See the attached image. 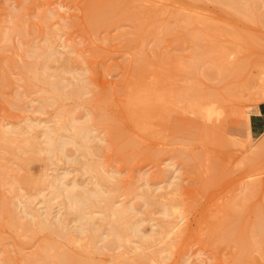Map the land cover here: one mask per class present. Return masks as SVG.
Returning a JSON list of instances; mask_svg holds the SVG:
<instances>
[{
	"label": "rangeland",
	"instance_id": "374dc122",
	"mask_svg": "<svg viewBox=\"0 0 264 264\" xmlns=\"http://www.w3.org/2000/svg\"><path fill=\"white\" fill-rule=\"evenodd\" d=\"M94 2L0 0V131L13 128L17 135L23 134V140L35 136L43 148L42 129L62 125L64 116L73 112L78 124L93 118L88 124L94 134H90L91 155L76 152V147L69 145L66 159L61 154L48 158L40 148L26 152L28 155L18 149L14 153L20 145L9 149L0 138V208L7 213L0 215V264H30L32 260L34 264H45L46 259L58 260L56 256L65 253L76 260L72 264H264V244L253 236L258 225L264 223V146L260 145V137L247 135L242 114L252 116L264 104L259 101L264 96V0L255 2L257 12L248 18L220 1L181 0L182 4H173L172 0H122L129 19L95 31L89 23V9ZM180 7L183 14H193L199 21L190 25L180 20ZM137 19L144 21L141 28ZM207 26L211 28L209 36L204 35ZM238 33L244 41L236 39ZM50 46L62 59L57 65H46V57H37ZM199 46L208 49L206 53L201 54ZM210 48L218 55L229 56L228 66H240L234 70L237 73H228L225 79L217 73L208 76L216 68L212 59L216 54ZM161 55L163 59L159 60ZM76 57L80 64L73 59ZM71 58L69 67L65 62ZM31 64H39V73L48 68L46 76L62 82L65 92L81 87L82 94L52 104L48 100L52 96L50 87L35 81L33 74L25 70ZM133 90L138 96L141 91L138 98L149 100L146 108L138 107L140 115L138 109H128ZM192 102L198 104L197 109L190 107ZM135 116H139L136 123L131 119ZM104 118L111 121V127L102 122ZM37 124L40 128H33ZM70 127L68 124L67 133H72ZM14 135L10 137L21 139ZM32 154L38 159L25 170L23 158ZM76 157L79 164L72 165ZM88 161L99 164V171L108 180L102 186L113 196L115 207L133 206L135 211L129 218L139 222L141 236L130 234L134 238L129 236V243H113L106 250L100 247L104 241L99 240L96 245L101 251H95L88 237L79 232L68 241L47 231L32 236L19 225H9L11 213L20 222H27L26 201L34 210L44 212L46 200L52 199V179L60 177L70 183L67 187L77 183L95 189L94 175L82 167ZM27 178L34 179L32 186L25 183ZM130 189L135 192L130 193ZM64 201L59 198L51 202L52 220L60 218L76 231L78 225L73 216L67 215ZM105 205L85 208L99 220L105 215ZM164 209L181 211L183 236L170 249L169 240L152 243V247L158 245L153 247L155 251L151 244L141 247L146 242L143 236L160 231L165 223L175 226L181 221L178 216L166 218ZM110 213L106 211L107 223L99 220L98 226L104 225L101 233L111 228ZM82 226L88 228L87 221ZM244 236H253V243L240 242ZM107 239L110 242L115 237ZM162 248L167 249L161 253Z\"/></svg>",
	"mask_w": 264,
	"mask_h": 264
},
{
	"label": "bare ground",
	"instance_id": "6f19581e",
	"mask_svg": "<svg viewBox=\"0 0 264 264\" xmlns=\"http://www.w3.org/2000/svg\"><path fill=\"white\" fill-rule=\"evenodd\" d=\"M173 1V4L174 3H181L180 1L181 0H172ZM213 1H220L221 2V4H222V2L225 4V5H228L229 7L231 6L233 9H235L236 11H238L239 13H241L242 14V16H246L247 18L249 17V15H254L255 13V11H256V7L255 6H257V5H255V2L256 1H259V0H213ZM183 3V2H182ZM181 3V4H182ZM263 3V2H262ZM181 4H179V5H181ZM256 4H257V2H256ZM259 5H260V3H259ZM181 6H183V5H181ZM227 6V7H228ZM88 7V6H87ZM126 7V6H125ZM59 8H61V7H59ZM264 8V7H263ZM182 9H183V7H180L178 10H177V17L178 18H180V20H182L183 22H187V23H189L190 25H193V24H195V23H197L199 20L193 15H187V14H183V12H182ZM232 9V10H233ZM128 10V9H127ZM126 10V8H124V6H123V2H122V0H95V2L93 3V5L90 7V9H89V12H90V16H91V18H90V24H91V28L95 31V30H98L99 28H102V27H108V26H110V25H112L113 23H115L116 21H118V20H120V19H125V18H128V16H127V11ZM190 11V10H189ZM235 11V12H236ZM257 12V11H256ZM258 12H259V9H258ZM263 12V11H262ZM57 14V13H56ZM240 15V14H239ZM242 16H241V18H242ZM262 16H263V14H262ZM23 18V17H22ZM134 17H131V19H133ZM253 18V17H252ZM255 18V17H254ZM129 19V18H128ZM22 20V19H21ZM23 22V21H22ZM143 20L142 19H137V24H138V27L139 28H141L142 26H143ZM19 27V26H18ZM22 27V26H21ZM209 31H211V28H210V26H207L206 27V31L204 32V35L205 36H209V34H208V32ZM17 34V33H16ZM239 34V33H238ZM234 35V36H236V39L237 38H242L243 39V41H244V39L245 38H243V36L242 35ZM10 35V34H9ZM20 35H21V32H20ZM242 36V37H241ZM9 37V36H8ZM12 38V37H11ZM180 40H181V38H180ZM247 40V39H246ZM245 40V41H246ZM49 46V45H48ZM39 49V48H38ZM40 49H42V48H40ZM22 50V49H21ZM27 50H28V48H27ZM55 50V49H54ZM199 50H200V53L202 54V52H204V53H206V51H204V50H208V49H206L205 47H202V46H199ZM33 51V50H32ZM41 51V50H40ZM43 51V53L42 54H39V55H37V57L39 58L40 56H44V57H46L47 58V61L49 62H47L46 63V65L47 64H50V63H53V64H55V65H57L56 63H59V61L60 60H62V59H60V57L58 56V54L56 53V52H54L53 50H51V46H50V48H45V49H43L42 50ZM210 51L213 53V54H216V55H214L213 56V62L215 63V67L216 68H214V70H210L209 71V74H208V76H212V77H214V74H222V76L224 77V79L227 77L228 78V76L227 75H229V74H231V73H233V71L235 70V69H237V68H239L240 66H234V67H230V66H228V60L229 59H227V57H229V56H227V57H224L225 55H221V53H220V55H218V53L216 52V50H213L212 48H210ZM209 51V52H210ZM218 51V50H217ZM33 53H34V51H33ZM33 53H31V54H33ZM35 53L37 54L38 52H36L35 51ZM77 53V52H76ZM75 53V54H76ZM78 54V53H77ZM224 54V53H223ZM61 56V55H60ZM37 57H36V60H37ZM80 57V56H79ZM159 57V56H158ZM163 56L161 55V57H159V60H161L160 58H162ZM46 58H44V60L46 59ZM61 58H64V57H61ZM66 58V57H65ZM40 59V58H39ZM70 59V58H69ZM73 59H77L78 60V63L80 64L81 63V61H79V58H73ZM163 59V58H162ZM67 61L65 62L67 65H69L70 63H71V61H72V58H71V60H68V59H66ZM76 60V61H77ZM46 61V60H45ZM44 61V62H45ZM163 61V60H162ZM166 60H164V62H165ZM70 62V63H69ZM212 62V63H213ZM33 63H37V62H33ZM39 63V62H38ZM166 63V62H165ZM213 63V64H214ZM45 64V63H44ZM64 64V63H63ZM76 64V63H75ZM74 64V60H73V66L75 65ZM39 65V64H38ZM37 64H31V65H29V66H27L26 67V71H29L30 73H32L33 74V78L35 79V81H37L38 83L40 82V83H42V84H45V85H48L49 87H50V92L52 93V96H51V98L50 99H48V100H50V101H52L51 103L52 104H56V103H59L60 101L61 102H63V101H65V100H70V99H72V98H78L81 94H82V92H83V88H81V87H77V88H72L70 91H68V92H65V86L62 84V82H60V81H52V80H50V78L49 77H47L46 76V74H45V70H48V68H45L44 69V71L43 72H41V73H39V72H37L36 71V68H37V66H38ZM41 65H43V64H41ZM67 65H60L61 67H63V66H67ZM72 66V67H73ZM76 66V65H75ZM144 67H145V65H143ZM143 66H140L141 68H142V70H144L143 69ZM69 67H71L70 65H69ZM24 68V67H23ZM50 68V67H49ZM148 68V67H147ZM146 69V68H145ZM211 69V68H210ZM67 71V70H66ZM70 71V70H69ZM138 71V70H137ZM145 71V70H144ZM144 71H142L143 73H144ZM147 71V70H146ZM145 71V72H146ZM139 73V72H138ZM229 73V74H228ZM235 73H237V72H235L234 71V74ZM240 73V72H239ZM216 74V75H217ZM142 75V74H141ZM144 75V74H143ZM150 75V74H149ZM159 75H160V73H159ZM166 75V74H165ZM215 75V76H216ZM241 75V74H240ZM138 76V75H137ZM139 77H140V75H139ZM147 77V76H146ZM151 77V76H150ZM153 77V76H152ZM157 77H159V76H157ZM166 77V76H165ZM230 77V76H229ZM154 78V77H153ZM159 78H161V77H159ZM159 78H157V80L159 79ZM167 78V77H166ZM135 79V78H134ZM144 79V78H143ZM163 80H165L164 78H162ZM34 81V80H33ZM139 81V80H138ZM135 82V81H134ZM141 82H143V81H141ZM158 82V81H157ZM136 83V82H135ZM159 83H160V79H159ZM158 83V84H159ZM146 85V84H145ZM136 86V85H135ZM67 87V86H66ZM68 87H69V85H68ZM72 87H75V86H72ZM150 87V86H149ZM142 88V87H141ZM146 89H147V87H145ZM153 88V87H152ZM155 89V88H154ZM134 90H137V88L135 89L134 88ZM133 90V92L129 95V101H128V104H130V106H129V110L131 111V110H137L138 112H139V115H140V109L138 108V107H147V105H149L147 102L149 101L148 99V101H146L145 100V98H138L139 96H140V93H141V91H140V93H139V96L136 94V92ZM142 90V89H141ZM144 90V89H143ZM264 90V89H263ZM262 90V91H263ZM139 91V90H138ZM146 91H148V90H146ZM148 92H150V91H148ZM153 92V91H152ZM143 93V92H142ZM168 93V92H167ZM144 94H145V92H144ZM144 94H142V95H144ZM158 94H160V93H157V95ZM147 95H149V93L147 94ZM146 95V96H147ZM152 95V94H151ZM161 95V94H160ZM170 94H168L167 95V97L169 96ZM175 95H177V94H175ZM175 95H173V97L175 96ZM181 95H182V93H181ZM188 95V94H187ZM163 96V95H162ZM170 96H172V95H170ZM158 97V96H157ZM185 97V96H184ZM18 98H20L19 96H18ZM148 98V97H147ZM152 98V97H151ZM150 98V99H151ZM154 98V97H153ZM163 98H166L165 96H163ZM175 98H177V97H175ZM178 98H180V97H178ZM189 98V97H188ZM21 99V98H20ZM20 99H18V100H20ZM171 99V97H169L168 98V100H170ZM182 99H184V98H182ZM181 99V100H182ZM185 99H187V97L185 98ZM194 99V98H193ZM144 100H145V102L147 103V104H145V102H144ZM172 100V99H171ZM170 100V101H171ZM178 100V99H177ZM159 101V100H158ZM158 101H157V103H158ZM163 101V100H162ZM166 101L167 100H165V105L167 104L166 103ZM173 101V100H172ZM194 101V100H193ZM198 100L196 99V101L195 102H197ZM260 102H264V96L262 97L261 96V98H260V100H259ZM17 103H18V101H16ZM20 102V101H19ZM154 102H155V100H154ZM164 102V101H163ZM168 102V101H167ZM177 101L175 100V103H176ZM139 103V104H138ZM141 103V104H140ZM143 103V104H142ZM156 103V102H155ZM160 103H162V102H160ZM160 103H158V104H160ZM171 103V102H170ZM181 103V102H180ZM198 103V102H197ZM185 104V103H184ZM184 104H183V106H184ZM188 104V103H187ZM164 104H162V106H163ZM169 105V104H168ZM200 105V104H199ZM45 106V105H44ZM171 106V105H170ZM169 106V107H170ZM200 106H202V105H200ZM145 107V108H146ZM149 107V106H148ZM155 107V106H154ZM190 107H192V108H194V109H197V107H198V104H193V102H192V105H190ZM43 108V107H42ZM159 108V107H158ZM164 108H165V106H164ZM41 109V108H40ZM162 109V108H161ZM160 109V110H161ZM42 110V109H41ZM142 110V109H141ZM144 110V109H143ZM149 110H150V108H149ZM165 110V109H164ZM202 110V109H201ZM213 110V109H212ZM211 110V111H212ZM63 111V110H62ZM151 111V110H150ZM150 111H148V112H150ZM205 110H203V111H201V112H204ZM142 112V111H141ZM198 112V111H197ZM208 113H209V111H207ZM64 113H66V112H64ZM143 113H146V111L144 110L143 111ZM143 113H141L142 114V116H144L143 115ZM194 113H196V112H194ZM207 113V114H208ZM213 113V112H212ZM215 113V112H214ZM72 114V115H71ZM89 114V113H88ZM200 114V113H199ZM205 114H206V112H205ZM242 114L244 115V118H243V115H242V118L243 119H245V132L247 133V135L249 136V137H251L252 136V133H251V129H250V114H248L247 112H242ZM67 115V116H66ZM64 117H65V119H63V120H65V122H63L62 123V125H60V126H58L57 125V127H52V126H50V125H46L45 127H44V129H42V130H44V132H43V135H44V139H45V143L43 144V145H45L43 148H41V146L39 145V143L37 142V138L35 137H31L30 139H26V140H23L20 136L21 135H23V134H19V135H17L18 133H17V131H12V129H11V131H8V132H5V131H0V138L4 141H6V145H7V147H9V149L11 148V147H13L14 145H16V144H18V145H20V147H18V146H16V149H14L13 150V152L14 153H17L16 151H17V149H18V151H20V152H22V153H26V152H30V151H34V150H38V148H40V153H41V151L42 152H45L48 156V158H53V157H55V156H57V155H59V154H61V156L63 157V158H69V156L67 155V152H66V149H67V146H69V145H72V146H74V147H76V152H79V153H83V151H85L86 153H89L90 154V151H91V149L93 148V146L92 147H90L89 145H90V143H92L91 141H92V138L90 137V134H91V132H92V134H93V129L91 130V128H90V126H89V124L88 123H91L92 121H93V118H92V121L90 122V120H89V122L88 121H86V122H84V123H81V124H78V122H77V118L75 119L73 116V112L71 113V112H69L68 114H66ZM131 115V114H130ZM211 115V114H210ZM218 115V114H217ZM220 115V114H219ZM90 116V115H89ZM162 116V115H161ZM208 116H209V114H208ZM63 117V118H64ZM67 117V118H66ZM88 117V116H87ZM100 117V116H99ZM147 117H148V113H147ZM205 117H207V116H205ZM136 118H139V116L137 117V116H135V117H131V119L134 121V123H136V121H135V119ZM150 119V118H149ZM139 121V120H138ZM102 122L104 123V124H107V126L109 125L110 127H111V125L109 124V122L111 123V121L110 120H108V118L107 119H103L102 120ZM140 123V122H139ZM144 123V122H143ZM143 123H141V125L143 124ZM68 124H71V126H72V128L70 127L69 129H71L70 130V132L72 131V133H67L68 131ZM102 124V123H101ZM139 125V124H138ZM40 125H34V127L33 128H40L39 127ZM56 126V125H55ZM108 126V127H109ZM32 127V126H31ZM5 128H6V126H5ZM10 128V127H9ZM7 130V129H6ZM20 132V131H19ZM30 133V132H29ZM14 134H16L18 137H20L21 139H19V138H12V137H10L11 135L13 136ZM91 134V136H94V134L92 135ZM120 134V133H119ZM121 135V134H120ZM15 136V135H14ZM27 136V135H26ZM28 137V136H27ZM26 137V138H27ZM30 137V136H29ZM38 137H39V135H38ZM95 137H96V135H95ZM23 138H25V137H23ZM121 138V137H120ZM260 145L261 146H264V134L262 135V136H260ZM96 140H97V138H96ZM100 140V139H99ZM44 142V141H43ZM126 143V142H125ZM41 144V143H40ZM124 144V143H123ZM3 145H5V144H3ZM94 145V144H93ZM131 145V144H130ZM134 145V144H133ZM40 146V147H39ZM122 146V145H121ZM15 147V146H14ZM96 147V146H95ZM94 147V148H95ZM97 148V147H96ZM12 149V148H11ZM99 149H100V147H99ZM36 150V151H37ZM69 150V149H68ZM2 151V150H1ZM36 151H35V153H36ZM101 151V150H100ZM99 151V152H100ZM8 152V151H7ZM11 152V151H10ZM20 152H18L19 153V156H20ZM70 152V151H69ZM68 152V153H69ZM21 153V154H22ZM31 153V152H30ZM34 153V152H33ZM81 153V154H82ZM1 154V153H0ZM9 154V153H8ZM27 154V153H26ZM39 154V153H38ZM28 155V154H27ZM91 155V154H90ZM92 155L94 156V154L92 153ZM25 156V155H24ZM15 157V156H14ZM1 158V157H0ZM65 158V159H66ZM77 159H74L73 161H72V165L73 164H79V162H78V157H76ZM4 159V158H3ZM19 159V158H18ZM38 158H37V156L36 155H34V154H32L31 156L29 155V157H26V159H24L23 158V162H22V164H23V168L25 169V168H27V167H29V165L31 164V163H33L34 161H36ZM52 160V159H51ZM21 161V160H20ZM71 165V166H72ZM9 167V166H8ZM83 169L86 171V173H88V174H91L92 176H93V179H95L96 181L94 182V184H95V189L93 188H91V189H89L87 186H81V185H78L77 183H74L72 186H68L67 187V184H70V183H65V182H63L62 181V179H60V177L59 178H55L54 180L52 179V183H51V187H52V189H53V191L51 192V194H50V197H52V199H49V197H48V200H46V202H45V210H44V212H42V211H40V210H34L35 208L32 206L31 207V204H29V205H27V201H26V213L23 211V214L25 213V215H27L29 218H30V220H28L27 219V222H25V223H23L22 221L20 222V220H19V218H17L16 217V214L15 213H11V223L12 224H9V225H11V226H13V227H15V226H17V225H19L20 227H21V229L22 230H25L24 232H26V233H30V235H32V236H35V235H37V234H39V233H41V232H45V231H47V232H50V234H53V236L54 235H56V236H58V237H60L59 239H66V240H68V241H72L73 240V234H74V232H79V233H81L82 235H86L87 237H88V239H89V241H90V244L92 245V247L94 248V246H95V251H101V250H99V248L97 247V242L99 241V240H101V241H104L103 243H104V245H101L100 247H103V246H105V248H104V250H106V247H111V245L113 244V243H121V242H126V243H129L130 242V240L128 239L129 238V236L131 237L132 236V238H134L133 236L135 235L136 237L137 236H141L140 234L142 233V231H141V229H140V227L137 225V224H139V222L138 223H133L132 221H131V218H129V216H131V214L132 213H134V211H135V209L133 208V206L131 207L130 205H127V206H129V207H126V206H120V207H115V205L113 204V196H109L108 194H107V192L106 191H104V186H102V185H106L107 184V181L105 180V177L102 175V173L99 171V164H97V163H95V162H92V161H88V162H86L83 166ZM26 170V169H25ZM100 170H102V168L100 169ZM8 172V171H7ZM106 172V171H105ZM1 173V172H0ZM41 178L42 177H40V181H41ZM3 179V178H2ZM6 179V178H5ZM22 179H23V177H22ZM21 179V180H22ZM25 179V178H24ZM45 179H47V178H45ZM93 179H91V180H93ZM12 180H13V178H12ZM19 180V179H18ZM32 180V178L29 180L28 178H27V180H26V182L25 183H28V185H31L32 186V183H33V180ZM39 180V179H38ZM44 180V179H43ZM11 181V180H10ZM49 180H47V182H48ZM103 181H106V184H102V182ZM1 182V181H0ZM4 182V181H3ZM23 182V181H22ZM37 182V181H36ZM35 181H34V183H36ZM44 182V184H46L45 183V181H42V183ZM67 182V181H66ZM91 182V181H90ZM110 182V181H109ZM4 183H6V182H4ZM24 183V184H25ZM39 183V184H38ZM38 183H36V184H38V185H40V183L41 182H38ZM93 183V182H92ZM148 184H149V182H147ZM8 184V183H7ZM50 184V183H49ZM48 184V185H49ZM93 184V185H94ZM116 184V183H115ZM114 184V185H115ZM15 185V184H14ZM90 185H92L91 183H90ZM109 185V184H108ZM111 185H113V184H111ZM119 185V184H118ZM172 185H173V183H172ZM43 186V185H42ZM47 186V185H46ZM50 186V185H49ZM117 186V185H116ZM39 187V186H38ZM48 187V186H47ZM176 187V186H175ZM31 188V187H30ZM33 188V187H32ZM117 188H118V186H117ZM151 188V187H150ZM178 187H176V189H177ZM34 189H35V187H34ZM38 189V188H37ZM115 189H116V187H115ZM131 191H130V193H132V190L133 189H130ZM151 190V189H150ZM174 190V189H173ZM134 191V190H133ZM135 192V191H134ZM150 192H152V191H150ZM173 192H176V191H173ZM168 193V192H167ZM152 194V193H151ZM156 194V193H155ZM166 194V193H165ZM169 194H170V192H169ZM154 195V194H153ZM48 196V195H47ZM161 196V195H160ZM154 197H156V196H154ZM61 199V198H64V205H65V210H66V213H67V215H69V216H73V218H74V220L76 221V225H78L77 227H76V231H73V230H71L70 228H68L67 226H66V224H65V221L64 220H62V219H57V221H55V222H53V220H52V218H53V214H52V211H53V209H52V206L53 205H51V202H53V199L55 200V199ZM148 198V197H147ZM158 198V197H157ZM157 198H155L156 200H157ZM45 199H47V198H45ZM144 199H146V198H144ZM29 201H30V199H29ZM32 201V200H31ZM146 201V200H145ZM154 202H155V200H154ZM32 203V202H31ZM102 204V203H105L106 205L104 206V210H103V212H105V215L101 218V219H99V220H101L102 221V223H107L106 221H107V217H108V214L106 215V211H108L109 210V212H111L110 213V216L111 217H113V222H112V224H110L111 225V228H110V230L108 231V233H101V229L103 228V226L104 225H102V226H98V224H99V220H98V218H96V216H94V213H88V211L86 210V208L85 207H91L92 209H98L99 207L97 206L98 204ZM147 203V202H146ZM151 203V202H150ZM2 204H4V203H2ZM125 204V203H124ZM123 204V205H124ZM63 205V206H64ZM153 205V204H152ZM34 208V209H33ZM167 208V207H166ZM169 209V208H168ZM179 209V208H178ZM165 210H167V209H164V213H165V217L166 218H171L172 216L173 217H175V216H178V218L179 217H181L182 218V213H181V211H178L177 209H175V210H172V213L170 212V211H167V212H165ZM179 210H181V209H179ZM6 210H2L1 208H0V215H5V214H7L6 212H5ZM7 211H9V210H7ZM13 212H15V211H13ZM10 214V213H9ZM170 216V217H167V216ZM4 217V216H3ZM232 217V216H231ZM1 219V218H0ZM171 220V219H170ZM234 220V219H233ZM232 220V221H233ZM85 221H87V225H88V228H86V229H84L83 228V226H82V223L83 222H85ZM180 221V220H179ZM1 222V221H0ZM2 222H4V221H2ZM166 222H168V221H166ZM184 222V219L182 218L181 219V221L179 222V223H177V225H175V226H172L173 224L171 223V222H169V223H165L163 226H162V229L160 230V231H158V232H155V231H152L153 233H152V235H150V236H143L142 237V240H146V242H145V244H142V246L141 247H143V246H147L148 244H151V247H152V243H156V242H158L159 244L161 243L162 244V242H166L167 240H169V243L167 244L168 245V247L167 248H169L170 246L171 247H173L172 245L174 244L175 245V243L180 239V237H182L183 235L182 234H184V232L185 231H183V229H182V223ZM101 223V222H100ZM175 223V222H174ZM233 223V222H232ZM263 223V222H262ZM178 224H181V227L178 225ZM234 224V223H233ZM259 224V223H258ZM264 224V223H263ZM263 224H260V225H258V228H256L255 229V232H254V230H253V232H254V234H253V236L254 237H257V238H261L262 240H261V243H262V246H263V244H264V226H263ZM8 225V224H7ZM223 225V224H222ZM228 226V225H227ZM232 226V225H231ZM230 226V227H231ZM223 227V226H222ZM226 228V227H225ZM18 229V228H17ZM230 230V229H229ZM228 230V231H229ZM223 231V230H222ZM230 233V232H229ZM229 233L227 234V235H229ZM130 234H134V235H130ZM243 235H245V234H243ZM251 235H252V233H251ZM110 237V236H114L115 237V240L113 241H110V242H107L108 241V239L106 240V237ZM245 236H247V235H245ZM244 236V238H239L240 239V242H245V244L246 243H253L252 241H250V240H252L253 239V236H252V239H250L249 237H245ZM248 236H250V234L248 233ZM220 237V236H219ZM228 237H230V235L228 236ZM139 238V237H138ZM226 238V237H225ZM111 239V238H110ZM131 239V238H130ZM256 239V238H255ZM226 240H227V238H226ZM228 240H230V239H228ZM100 241V242H101ZM116 241V242H115ZM231 241V240H230ZM239 242V243H240ZM256 242V244L258 243V241H255ZM255 242H254V244H255ZM142 243V242H141ZM157 244V243H156ZM242 244H244V243H242ZM254 244H252V245H254ZM50 244H48L47 246H46V249H47V247L49 246ZM126 245V244H125ZM128 245V244H127ZM166 245V244H165ZM250 245V244H249ZM154 246H156L155 244L153 245V247ZM158 246V245H157ZM156 246V247H157ZM245 246V245H244ZM248 246V245H247ZM251 246V245H250ZM262 246H261V248H262ZM114 247H117V246H114ZM119 247V246H118ZM118 247H117V249H118ZM129 247V246H128ZM153 247H152V249H153ZM156 247H154V249L156 248ZM161 247V246H160ZM170 247V248H171ZM249 247V246H248ZM113 248V247H112ZM127 248V247H126ZM125 248V249H126ZM139 248V247H138ZM166 248V249H167ZM169 248V249H170ZM49 249H50V247H49ZM116 249V250H117ZM119 249H120V247H119ZM128 249V248H127ZM132 249V248H131ZM151 248L149 249V250H152ZM153 249V250H154ZM158 249V248H157ZM163 249H165V248H162V250H161V253H162V251H163ZM166 249L164 250V251H166ZM264 249V248H263ZM108 250H110V248H108ZM152 250V251H153ZM47 251V250H46ZM129 251H130V249H129ZM152 251H151V254H150V256L152 255H154L155 253H153L152 254ZM155 251V250H154ZM153 251V252H154ZM157 251V250H156ZM42 253H43V251H42ZM102 253V252H101ZM159 252H157V254H158ZM163 253H165V252H163ZM160 254V253H159ZM47 255V254H46ZM162 255V254H161ZM43 256H45V253H44V255ZM158 256V255H157ZM160 256V255H159ZM36 257V256H35ZM46 258H47V256H46ZM56 258L58 259V260H48L47 261V259H46V262H44L43 260V258H41V260L45 263V264H72V263H75L76 262V260H72V256H70V254H68V253H65V254H62V255H59V256H56ZM29 261V260H28ZM36 261V260H35ZM35 262L32 260V262H30V264H34Z\"/></svg>",
	"mask_w": 264,
	"mask_h": 264
},
{
	"label": "crops",
	"instance_id": "0c3cea01",
	"mask_svg": "<svg viewBox=\"0 0 264 264\" xmlns=\"http://www.w3.org/2000/svg\"><path fill=\"white\" fill-rule=\"evenodd\" d=\"M250 129L253 137L264 134V104L259 105L250 116Z\"/></svg>",
	"mask_w": 264,
	"mask_h": 264
}]
</instances>
